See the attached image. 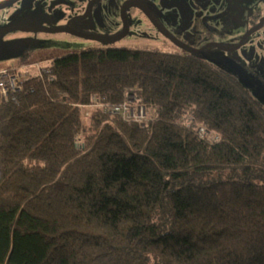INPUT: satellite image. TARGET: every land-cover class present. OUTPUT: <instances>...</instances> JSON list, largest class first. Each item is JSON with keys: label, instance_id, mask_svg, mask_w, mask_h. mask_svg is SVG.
Wrapping results in <instances>:
<instances>
[{"label": "trees", "instance_id": "obj_1", "mask_svg": "<svg viewBox=\"0 0 264 264\" xmlns=\"http://www.w3.org/2000/svg\"><path fill=\"white\" fill-rule=\"evenodd\" d=\"M50 70L0 108V264H264V108L241 85L131 48ZM128 92L156 109L146 128L75 106Z\"/></svg>", "mask_w": 264, "mask_h": 264}, {"label": "flooded vegetation", "instance_id": "obj_2", "mask_svg": "<svg viewBox=\"0 0 264 264\" xmlns=\"http://www.w3.org/2000/svg\"><path fill=\"white\" fill-rule=\"evenodd\" d=\"M46 1L55 3L50 8L55 15L68 16L58 24L67 29L61 32L67 37L99 43L97 47L103 49H128L131 47L128 43L115 47L112 44L133 42L144 48L155 44L152 50L161 53L172 54L170 47L175 53L198 56L228 74L264 108V7L261 1L251 2L240 15L235 0H0L1 6L13 3L31 6ZM116 1H119L117 18L115 14L102 19L99 5ZM55 23L47 21L38 27L48 29L55 27ZM114 37L119 38L111 42L100 40Z\"/></svg>", "mask_w": 264, "mask_h": 264}, {"label": "rangeland", "instance_id": "obj_3", "mask_svg": "<svg viewBox=\"0 0 264 264\" xmlns=\"http://www.w3.org/2000/svg\"><path fill=\"white\" fill-rule=\"evenodd\" d=\"M235 1L237 2V5L239 7L240 15L242 9L247 8L246 6H249L251 2L252 4H255L256 1H261L262 6L264 7V0ZM54 4L55 3H51V1H46L42 3L39 2L31 6L21 3H13L1 6L0 2V28L29 26L30 24L34 27H38L45 25L47 21H56L55 24H57L56 26H58V24H61L60 21H65L68 16L55 15L54 12L50 10V8ZM118 7L119 1L112 3L103 2L101 5H99V14L102 19L112 18L115 14L117 18ZM56 8L58 7L55 5V8L53 9L56 10ZM126 43L131 46L127 48L143 49L150 51L152 50L151 47L155 46V44H149L147 47L144 48L141 46L134 45L133 42H117L112 44V46H122ZM89 46H95L97 49L102 48L97 47L100 46L99 43H86L80 40L73 39L71 37H67L61 32H38L32 34L29 33V31L9 30L0 34V72L21 69L23 73H25V75L29 76L32 73L37 72L38 69L41 71V73L42 70H44V74H42V79L38 78L32 80V83L30 82L31 85H29L31 87V90H33V87L38 82H42L44 84V82L49 83L54 80L51 77V74L46 73L47 70L50 69V66L52 65L54 59L69 54L80 53L83 51L90 50V48H88ZM169 49L170 52H173V55L185 56L183 54L175 53V51L170 47ZM22 56L24 58L20 60ZM50 77L51 80L49 79ZM121 103H129L131 107L129 113L122 112V115L125 117V119L139 118L143 116L144 112L142 115H139L137 113L140 108H142L143 110L145 109L146 117H144V120L141 123H135L131 120H125L121 116L115 114L112 115L110 113L111 107ZM121 103L110 104L105 101V97L99 95H92L88 105L75 106L80 107L81 111L83 112V118H87L92 111L98 110L110 117L119 118L127 124H137L141 128H146V126H148V123H153L156 109L140 104L133 93H126L124 96V100ZM175 123L184 125L185 127H191L199 139L205 140L208 143L213 142V140L217 139L218 137L213 132L208 131L206 125L195 122L194 118L188 114L177 115ZM200 129L203 130L200 131ZM207 135L209 136L206 138Z\"/></svg>", "mask_w": 264, "mask_h": 264}, {"label": "built area", "instance_id": "obj_4", "mask_svg": "<svg viewBox=\"0 0 264 264\" xmlns=\"http://www.w3.org/2000/svg\"><path fill=\"white\" fill-rule=\"evenodd\" d=\"M44 70L41 71L38 69L37 72L32 73L31 75L27 76L21 69H14V70H9V71H2L0 72V108L4 106L7 103H17L19 99V95L27 89L28 91L31 90V83L32 80L41 78L42 79V74ZM47 74H51V70L48 69ZM52 77V75H51ZM51 77L49 78L51 80ZM53 78V77H52ZM26 81H30L28 85H26ZM32 91V90H31ZM131 110V107L128 104L121 103L117 104L110 109V113L112 115H118L121 116L122 118L125 119V117L122 115V112L124 113H129ZM115 111V112H114ZM144 112V115L139 117V118H130V119H125V120H131L135 123H141L144 120V117H146L145 114V109L143 110L140 108L137 113L139 115H142ZM203 129H200L202 131ZM197 131V129H196ZM209 135L206 136V138Z\"/></svg>", "mask_w": 264, "mask_h": 264}, {"label": "water", "instance_id": "obj_5", "mask_svg": "<svg viewBox=\"0 0 264 264\" xmlns=\"http://www.w3.org/2000/svg\"><path fill=\"white\" fill-rule=\"evenodd\" d=\"M122 13H123V11H122ZM9 30H22V31H32V32H63V31H67L66 28L58 27V26L48 28V29H44L41 27L39 28V27H30V26H20V27L2 28V29H0V34L6 32V31H9ZM83 37L90 38V36H83ZM117 38H119V37H114L111 39H100V38L99 39L103 42H111L112 40L117 39ZM192 52L195 54L200 53V51H192Z\"/></svg>", "mask_w": 264, "mask_h": 264}, {"label": "crops", "instance_id": "obj_6", "mask_svg": "<svg viewBox=\"0 0 264 264\" xmlns=\"http://www.w3.org/2000/svg\"><path fill=\"white\" fill-rule=\"evenodd\" d=\"M5 69H9V68H5Z\"/></svg>", "mask_w": 264, "mask_h": 264}]
</instances>
